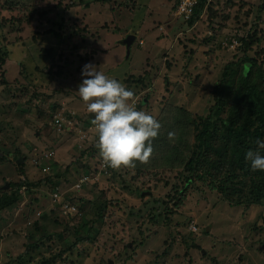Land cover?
<instances>
[{
  "label": "rangeland",
  "instance_id": "obj_1",
  "mask_svg": "<svg viewBox=\"0 0 264 264\" xmlns=\"http://www.w3.org/2000/svg\"><path fill=\"white\" fill-rule=\"evenodd\" d=\"M6 1L13 8L0 7V74L25 107L11 111L10 93L0 85V153L19 149L27 177L38 186L29 188L31 195L21 191L18 207L0 210V263L8 259V248L9 256L22 250L14 247L12 232L22 228L25 216L34 220L48 213L39 220L41 229L32 231L44 239L28 264L41 257H55L49 264H264V202L232 206L202 181L185 185L182 171L196 132L192 120L207 114L225 64L242 55L239 38L252 28L263 36L254 48L264 47V0H209L192 26L174 14L175 0H137L141 7L134 0H0V5ZM61 21L62 38L49 31H60ZM129 34L136 39L126 53L122 40ZM84 56L134 92L137 110L160 122L147 164L98 173L99 149L90 156L97 132L78 95L86 78ZM57 67L58 75L48 73ZM20 85L25 93L17 90ZM47 102L58 106L52 110ZM68 119L82 128L83 139L68 128ZM49 151L53 154L45 158ZM44 166L48 170L39 173ZM0 170V183L26 178L11 159ZM81 173L93 181L77 188ZM53 192H59L57 198ZM61 200L76 211L65 213L56 206ZM101 200L107 214L93 221L94 204ZM84 221L90 239L65 250L85 234Z\"/></svg>",
  "mask_w": 264,
  "mask_h": 264
},
{
  "label": "trees",
  "instance_id": "obj_2",
  "mask_svg": "<svg viewBox=\"0 0 264 264\" xmlns=\"http://www.w3.org/2000/svg\"><path fill=\"white\" fill-rule=\"evenodd\" d=\"M178 2L179 0H175L172 7L176 8ZM134 3L141 7V4L137 0H134ZM209 3V0H198L192 15L186 22L191 26L196 24L204 9H208ZM12 5L6 1L0 7L12 9ZM67 6H72V4H68ZM132 6L133 11L138 8L137 6L134 7V4ZM25 10L26 8L20 11L23 14ZM1 16L0 14V27L3 28V16ZM58 26L59 28L61 27L60 31H55L52 28L49 31L62 38L65 32L63 22H59ZM261 38L263 36L256 33L252 28L248 30L245 38H239L241 46H243L242 55L236 60H231L225 64L221 78L214 87L213 103L210 105L207 114L199 116L197 121L192 120L196 132L194 134V141L189 148V155L182 169V171L187 173V175L183 176L185 185H191L195 181H202L210 189L217 191L232 206L252 205L264 202V171H253L251 169V162L245 159L248 150H259L261 155H264V149H258V145L256 144L257 140L264 141V47H260L258 50L254 48L255 44L261 42ZM250 50H253L252 54L248 53ZM260 58L261 60H259ZM89 59L88 56H84L83 61L85 64L88 63ZM3 63L4 58L0 57V64ZM48 71V73L55 76L60 73V67H57L56 71H52V68H49ZM0 85H6L8 93H10L11 111H15V107H18L22 111L21 107H25V104L20 99L14 100L17 93L14 92L16 88L14 90L9 88L8 81L2 74H0ZM26 89L23 85H20L17 90L25 93ZM37 95L39 94H35V96ZM40 95L39 103L43 104L46 102V97L41 93ZM47 103L52 110L58 106L57 102ZM36 106H38L37 111L41 114V109H39L41 107L39 104ZM74 126V124H71L68 125V128L72 127L78 134V137L83 139L85 134L82 128L76 129ZM96 139L97 141L91 146L93 147L91 149L92 154L90 155L92 158L96 156L98 138ZM1 141L2 137L0 136V143ZM14 150L7 152L6 155L0 153V165L11 159L15 162L18 175L20 176L21 173H25L26 178H22L24 181L18 179L17 181L8 180L0 183V210L18 207L20 199L23 197L21 191L27 190L29 195H31L33 192L29 188L31 186H38V182L30 180L27 177L29 175L24 155L20 153L19 149L14 148ZM23 157L24 159L21 160ZM99 159L95 164L98 165ZM54 163L56 164V162ZM37 171L41 173V171L44 172L45 170L37 169ZM1 173L0 170V175H2ZM5 182L7 183L5 184ZM51 186V190L57 188L55 185ZM56 193L58 197L59 192ZM33 200L32 197H29V203ZM63 204H65V200H61V204H56V206L58 205L62 209ZM94 205L93 214L96 215V218L93 221H97L98 218L102 219L103 215L107 214V209L105 208L107 203L101 200ZM77 213L80 212L78 211ZM38 216L37 219L30 220V214H27L25 216L27 220L22 228L12 232L15 235L13 239L18 241L14 247H22V250L15 255L11 254L9 256L8 250L11 247L8 248L4 252V258L8 259L0 264H28L31 258L30 254L33 250L40 247L39 244L44 239L43 236H32V231L41 229L39 220L45 219L48 213H39ZM260 216L264 220L263 214H260ZM78 225L75 224L74 232L80 230L77 227ZM82 227L86 228L85 234L76 237L73 243L69 242L65 250L70 249L71 245H76L78 241L90 239L88 222L84 221ZM22 231L25 232L23 236L24 240L19 241V233ZM3 236L4 234L0 233V241L4 238ZM30 238H32L31 241H27ZM65 250L63 248L62 252L59 253L64 254ZM62 254L59 255L61 256ZM54 260L55 257L52 260H46L41 257L37 263L33 262V264H49V262H53Z\"/></svg>",
  "mask_w": 264,
  "mask_h": 264
},
{
  "label": "clouds",
  "instance_id": "obj_3",
  "mask_svg": "<svg viewBox=\"0 0 264 264\" xmlns=\"http://www.w3.org/2000/svg\"><path fill=\"white\" fill-rule=\"evenodd\" d=\"M82 76L86 78L78 93L88 113L94 116L91 119L98 135L96 147L105 166L120 170L134 168L137 162L147 164L153 155L152 141L159 135L160 122L153 115L137 110L134 92L94 64L86 63ZM174 135L170 132L169 139ZM256 144L258 149H264V141L257 140ZM245 159L251 162L253 171H264V155L259 150H248Z\"/></svg>",
  "mask_w": 264,
  "mask_h": 264
},
{
  "label": "built area",
  "instance_id": "obj_4",
  "mask_svg": "<svg viewBox=\"0 0 264 264\" xmlns=\"http://www.w3.org/2000/svg\"><path fill=\"white\" fill-rule=\"evenodd\" d=\"M197 1L198 0H179V2H178V4H177V6H176V8H175V12H174V14L175 15H179V17H181V18H184V19H188L191 15H192V13H193V8H194V6L196 5V3H197ZM61 118H58V117H56L55 118V122L60 126L61 125ZM67 123L68 124H71L72 123V121H71V119H68L67 120ZM51 154H53V152L52 151H49V152H45L44 153V157L45 158H48ZM98 165H99V174H102V172H106V169H108V167L107 166H105V164H104V162H103V160H102V157L100 156V159H99V163H98ZM48 166H44L43 167V169L46 171V170H48ZM91 179V180H90ZM96 179H97V177H96ZM89 180V181H88ZM91 181H93L92 180V177L89 175V174H82L81 176H80V178L78 179V182L75 184V187H79L81 184H83V183H85V182H91ZM54 197H57V193L56 192H54L53 194H52ZM62 210L65 212V213H72V212H75L76 211V207L74 206V205H72V204H63V206H62ZM77 212H78V210H77ZM76 212V213H77Z\"/></svg>",
  "mask_w": 264,
  "mask_h": 264
},
{
  "label": "water",
  "instance_id": "obj_5",
  "mask_svg": "<svg viewBox=\"0 0 264 264\" xmlns=\"http://www.w3.org/2000/svg\"><path fill=\"white\" fill-rule=\"evenodd\" d=\"M134 39H135V36L131 34L123 40V44L125 45V48H126V53H129L130 46ZM89 118L94 119V116L89 113Z\"/></svg>",
  "mask_w": 264,
  "mask_h": 264
},
{
  "label": "flooded vegetation",
  "instance_id": "obj_6",
  "mask_svg": "<svg viewBox=\"0 0 264 264\" xmlns=\"http://www.w3.org/2000/svg\"><path fill=\"white\" fill-rule=\"evenodd\" d=\"M129 35H131V34H129ZM129 35H127V36H129ZM133 35H134V34H133ZM124 39H125V38H124ZM124 39H123V40H124ZM123 40H122V42H123ZM133 42H134V40H133ZM133 42H132V43H133ZM123 45H124V44H123ZM124 46H125V45H124Z\"/></svg>",
  "mask_w": 264,
  "mask_h": 264
}]
</instances>
